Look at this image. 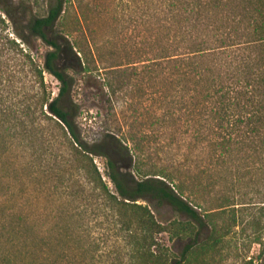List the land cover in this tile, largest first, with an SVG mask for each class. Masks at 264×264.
<instances>
[{
	"label": "trees",
	"instance_id": "trees-1",
	"mask_svg": "<svg viewBox=\"0 0 264 264\" xmlns=\"http://www.w3.org/2000/svg\"><path fill=\"white\" fill-rule=\"evenodd\" d=\"M83 2L46 0L44 13L30 14L18 27L13 4L0 1V9L14 24L17 38L28 46L32 41L45 46L40 65L15 39L1 43L0 34V58L6 56L8 61L18 51L22 53L41 101L39 107L31 103L4 106L0 87L1 122L18 130L22 143L41 162L47 154L54 155L52 165L47 161L41 166L48 173L60 175L68 197L66 204L73 203L68 215H54L46 226L43 216L47 215H25V204L10 203V187L1 188L0 264H76L72 251L77 235V264H89L87 256L90 250L99 249V243L91 249L84 222L78 234L74 231L75 214L82 221L85 215L110 218L109 229L116 237L120 230L127 231L128 242L133 244L130 258L139 257L143 264H152L153 255L155 264H183L184 252L171 263L162 251L152 252V233L166 231V227L154 219L147 204L136 202L169 205L199 222L196 209L183 197L181 183L172 186L165 175L133 170V155L117 133L107 131L88 142L86 130L78 121L81 107L72 99L71 71L91 69L82 66L77 54L86 55L80 42L84 34L82 18L76 14L73 27L65 20L71 9L81 10ZM135 2L144 14L152 9V59L139 64L141 72L152 71L153 123L183 127L184 132L206 143L220 165L231 161L245 164L254 183L264 184V0ZM0 23H4L1 15ZM94 49L98 52V47ZM137 66H130V73L119 64L105 67L104 85L109 98L125 86L122 75L139 74ZM4 72L0 66V85ZM44 72L59 82L54 96L47 89ZM115 76L120 78L117 83ZM48 122H53L58 133ZM5 151L0 150V158ZM94 156L105 158V175L113 190L103 179ZM68 163L72 167L65 178L60 170L65 173ZM227 206L230 204L204 209V214L214 215ZM253 206H259L258 212L264 215V200L262 205ZM241 207L243 204L233 206V215L241 210L235 208ZM127 213L133 217H127ZM62 219L65 221L61 224Z\"/></svg>",
	"mask_w": 264,
	"mask_h": 264
},
{
	"label": "rangeland",
	"instance_id": "rangeland-1",
	"mask_svg": "<svg viewBox=\"0 0 264 264\" xmlns=\"http://www.w3.org/2000/svg\"><path fill=\"white\" fill-rule=\"evenodd\" d=\"M0 1L13 4L18 27L30 14H42L46 9V0ZM78 13L83 20L85 35L81 34L80 42L86 55L77 54L82 66L91 70L71 71L74 78L72 99L81 107L78 121L86 130L85 139L92 142L107 131L117 133L133 155V170L137 169L141 174L165 175L172 186L181 183L183 197L198 213L199 222L169 205L158 207L136 201L147 204L154 219L166 227V231L152 233L155 243L152 252L162 251L169 263L184 252L183 264H264V215L258 212L259 206H253L262 205L264 184L254 183L245 164L231 161L229 165H220L218 156L209 151L206 143L184 132L183 127L153 123L152 71L141 72L139 64L142 60L152 59V9L144 14L135 0H84L81 10H70L65 20L69 27L76 25ZM0 15L4 20L0 23L1 43L7 38L15 39L19 47L29 51L41 65L44 44L32 41L28 46L17 38L14 24L1 9ZM4 45L7 47L9 43ZM0 61L5 70L0 85L5 96L3 105L31 103L39 107L37 86L32 87L31 72L22 53L18 51L8 61L2 56ZM117 64L128 69V73L132 71L130 66L138 65L139 74L122 75L121 82L125 86L115 97L109 98L104 85L105 67ZM43 76L51 96L56 95L59 82L47 72ZM119 79L113 77L115 83ZM48 123L54 127L53 122ZM2 125L0 115V150H6L0 158V190L10 187V203L25 204V215H47L43 216L46 226L54 215H68L67 210L73 203L66 204L68 197L60 175L48 173L41 166L47 161L52 165L54 155L47 154L41 162L38 155L34 156L32 149L22 143L18 130ZM54 130L58 133L55 127ZM94 162L113 190L105 175V158L94 156ZM66 167L65 173L60 170L65 178L72 163ZM86 188L89 190L88 186ZM240 203L244 207L235 208L241 210L233 215L232 207L240 206ZM226 204L230 206L221 212L204 214V209ZM126 215L133 217L131 213ZM61 221L62 224L65 219ZM109 221L110 218L96 215H85L82 221L81 216L75 214L74 231L78 234L80 224L84 222L89 230L86 238L91 249L99 243L98 250H90L88 263L126 264L128 261L129 264H143L139 257L130 258L133 244L128 242L129 233L120 230L119 235L114 236ZM133 223L132 229L136 225L135 221ZM77 238L78 235L74 238L72 251L76 264L79 257ZM152 264H155L153 255Z\"/></svg>",
	"mask_w": 264,
	"mask_h": 264
}]
</instances>
